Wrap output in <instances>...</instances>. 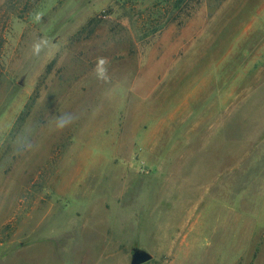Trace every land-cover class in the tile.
Here are the masks:
<instances>
[{"label":"rangeland","instance_id":"rangeland-1","mask_svg":"<svg viewBox=\"0 0 264 264\" xmlns=\"http://www.w3.org/2000/svg\"><path fill=\"white\" fill-rule=\"evenodd\" d=\"M263 102L264 0H0V264H219L215 213L264 226Z\"/></svg>","mask_w":264,"mask_h":264},{"label":"crops","instance_id":"crops-1","mask_svg":"<svg viewBox=\"0 0 264 264\" xmlns=\"http://www.w3.org/2000/svg\"><path fill=\"white\" fill-rule=\"evenodd\" d=\"M252 104L255 103L253 100L251 102ZM218 104H221V102H218ZM263 108L264 109V102H263ZM262 119L264 121V111L262 114ZM262 132H264V122H263V128L261 129ZM219 138L216 140L214 145L217 143L221 144V136H218ZM226 137L230 138V141L232 140V135L224 136L226 140ZM263 144L262 147H264V140L261 141ZM230 153H233L232 151ZM234 154V153H233ZM235 155V154H234ZM236 163V162H235ZM237 168V165L231 164L228 166L227 169L222 170L220 169L219 172H234V170ZM199 217H204V220H207L205 215H199ZM214 225L213 228L209 233V237H212L214 240V251L218 255L216 258H219V264H225L227 261V256L225 257L224 254H222V246H221V240L223 238H229V240L226 242L227 244H230L231 250L235 251V253L239 252L240 254L230 262V264H264V254L260 256L257 251H255L254 243H255V237H264V226L260 229L254 228V215L251 213L246 214H238V213H215L214 214ZM241 217V218H240ZM242 217H246V222L244 224L241 223ZM264 218V217H263ZM208 220H210L208 218ZM264 223V219L262 221ZM210 228V225H208ZM259 243V240L257 241ZM38 245V244H37ZM36 245H28V246H21V250H27L29 248L35 247ZM235 246V247H234ZM70 246H64L63 249L66 250V252H69ZM257 246L256 248H258ZM209 248H207L208 250ZM226 250V249H225ZM261 252H264V247ZM225 253V252H224ZM258 254V256L255 258V254ZM126 264L125 262H104V261H87V262H70L67 261L64 264ZM146 263V262H145ZM143 264V263H142Z\"/></svg>","mask_w":264,"mask_h":264},{"label":"clouds","instance_id":"clouds-1","mask_svg":"<svg viewBox=\"0 0 264 264\" xmlns=\"http://www.w3.org/2000/svg\"><path fill=\"white\" fill-rule=\"evenodd\" d=\"M36 20H39V16L36 17ZM48 40H38L34 41L31 44V54L34 57H39L41 52L46 49L48 46ZM110 63V61L106 57H97L95 68L93 69V72L95 73L96 79L99 81H103L104 83H108L110 81V77L108 75V69L107 65ZM76 116L72 113H62L60 115H57L54 117V130L57 132H62L69 126H71L75 120ZM23 148L30 147V143L25 141L22 144Z\"/></svg>","mask_w":264,"mask_h":264},{"label":"water","instance_id":"water-1","mask_svg":"<svg viewBox=\"0 0 264 264\" xmlns=\"http://www.w3.org/2000/svg\"><path fill=\"white\" fill-rule=\"evenodd\" d=\"M151 259V256L140 250H135L131 255L130 264H142L148 262Z\"/></svg>","mask_w":264,"mask_h":264}]
</instances>
